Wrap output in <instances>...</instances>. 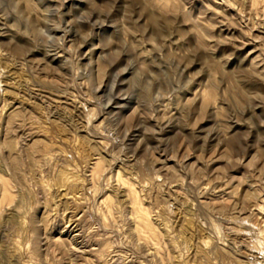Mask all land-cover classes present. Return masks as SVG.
<instances>
[{
	"label": "rangeland",
	"instance_id": "374dc122",
	"mask_svg": "<svg viewBox=\"0 0 264 264\" xmlns=\"http://www.w3.org/2000/svg\"><path fill=\"white\" fill-rule=\"evenodd\" d=\"M0 264H264V0H0Z\"/></svg>",
	"mask_w": 264,
	"mask_h": 264
}]
</instances>
